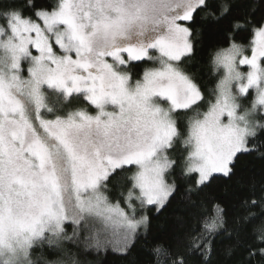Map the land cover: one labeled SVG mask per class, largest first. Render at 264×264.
<instances>
[{
  "label": "rangeland",
  "instance_id": "obj_1",
  "mask_svg": "<svg viewBox=\"0 0 264 264\" xmlns=\"http://www.w3.org/2000/svg\"><path fill=\"white\" fill-rule=\"evenodd\" d=\"M204 1L61 0L0 25L2 264H30L35 244L61 242L67 223L88 219L124 252L144 219L105 196L102 184L116 169L136 168L144 206L165 205L175 188L165 176L176 114L202 100L181 62ZM142 61L151 67L136 80L129 69ZM216 67V99L189 118L182 141L198 185L227 176L264 127V25L250 45L221 50Z\"/></svg>",
  "mask_w": 264,
  "mask_h": 264
},
{
  "label": "trees",
  "instance_id": "obj_2",
  "mask_svg": "<svg viewBox=\"0 0 264 264\" xmlns=\"http://www.w3.org/2000/svg\"><path fill=\"white\" fill-rule=\"evenodd\" d=\"M60 1L0 0V25L7 27L12 13L34 18L39 11H53ZM263 25L264 0H205L195 10L189 23L192 52L181 69L202 100L176 114L178 137L168 150L172 167L165 176L173 193L161 209L144 206L135 187L136 168L116 169L102 184L105 196L127 211L135 207L134 220L144 219L125 251L115 250L102 225L88 219L67 223L61 242L35 244L30 264H264V127L227 176L214 175L203 185L187 173L190 148L182 144L189 118L208 112L216 99L222 76L218 53L233 43L250 45ZM149 67L142 61L129 70L140 80Z\"/></svg>",
  "mask_w": 264,
  "mask_h": 264
}]
</instances>
